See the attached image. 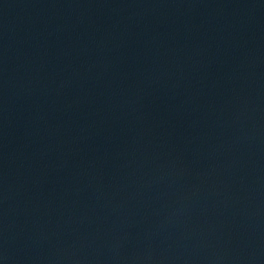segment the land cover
Here are the masks:
<instances>
[{
	"label": "water",
	"instance_id": "obj_1",
	"mask_svg": "<svg viewBox=\"0 0 264 264\" xmlns=\"http://www.w3.org/2000/svg\"><path fill=\"white\" fill-rule=\"evenodd\" d=\"M0 264H264V0H0Z\"/></svg>",
	"mask_w": 264,
	"mask_h": 264
}]
</instances>
